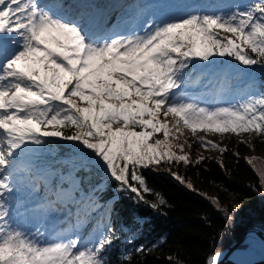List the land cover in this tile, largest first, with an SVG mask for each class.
<instances>
[{
    "label": "snow or ice",
    "instance_id": "snow-or-ice-1",
    "mask_svg": "<svg viewBox=\"0 0 264 264\" xmlns=\"http://www.w3.org/2000/svg\"><path fill=\"white\" fill-rule=\"evenodd\" d=\"M98 9L0 0V264H111L116 198L158 211L166 201L145 170L190 163L170 150V134L186 128L213 149L198 131L264 139V90L251 76L264 69V0H136L115 18ZM64 144L71 158L49 162ZM105 182L116 196L106 198ZM211 203L228 220L241 207ZM132 254L118 259L131 264Z\"/></svg>",
    "mask_w": 264,
    "mask_h": 264
},
{
    "label": "trees",
    "instance_id": "trees-1",
    "mask_svg": "<svg viewBox=\"0 0 264 264\" xmlns=\"http://www.w3.org/2000/svg\"><path fill=\"white\" fill-rule=\"evenodd\" d=\"M197 137H200L199 133ZM253 141L257 151H264V139L259 143ZM170 142L180 145L177 136L172 139L171 134ZM241 146L240 143L236 144L231 151H238ZM170 150L179 156L173 149ZM181 150L187 155L189 164L165 163L159 171L144 172L149 187L166 201L160 210H153L144 204L136 205L124 199L123 194L116 198L113 215L119 222L117 233L120 240L115 242L109 252L111 264H122L118 257L125 248L133 253L131 264H205L210 255L219 253L239 240L247 228L253 227L264 234V190L260 187L256 171L264 169V159L251 156L249 158L255 159L250 165L236 163L226 153L216 158L205 153L197 141L185 143ZM71 155V149L64 144L51 147L47 159L49 162L67 160ZM201 157L204 159L195 163ZM169 171L181 175L185 184L176 181ZM92 178L103 179V176L93 174ZM223 180L232 186L236 194L234 198L227 200L219 193V189L217 196L210 199L199 195L202 189L208 191L217 188ZM187 183H191L193 188H187ZM105 187L106 198L116 196L114 186L105 182ZM212 198H218L220 206L228 208L229 212L233 205L239 204L241 207L228 220L221 211L216 210L211 203ZM146 199L154 201L155 195H147ZM137 220L140 224L136 223ZM122 228L125 231L122 232ZM128 229L137 236L132 245L126 246L124 240ZM141 245L148 251L135 253L134 249Z\"/></svg>",
    "mask_w": 264,
    "mask_h": 264
},
{
    "label": "rangeland",
    "instance_id": "rangeland-1",
    "mask_svg": "<svg viewBox=\"0 0 264 264\" xmlns=\"http://www.w3.org/2000/svg\"><path fill=\"white\" fill-rule=\"evenodd\" d=\"M241 2H244V0H241ZM94 7V6H93ZM113 8L110 6L108 9H105V12L111 11ZM104 12V13H105ZM264 74L263 69H254L252 71L251 76L255 78L256 83L261 85L262 90H264V77L262 75ZM238 75L240 76L241 80H244L247 82L248 73L245 70H240ZM240 87H244V83H240ZM197 94H199L202 91H205L203 89H195L193 90ZM174 131V130H173ZM182 132V134H181ZM181 132H175L178 142L180 145H185V143H193L197 140L193 139L194 137L191 135L190 131L186 128L181 129ZM197 133L200 134V137H203L206 141H210L212 144L217 145V148L213 149L211 146L204 147L201 146V148L204 150L205 153H207L209 156H213L216 158H220L222 155V152L219 150L221 148L225 149L223 153L228 154V156L234 160L236 163L241 162L243 164H248L247 159L251 156H257L264 159V151H257L256 147L254 146V141L256 140L257 143L261 142L262 138H255L251 139L247 133L241 134V135H233L225 133L223 135L221 134H213V133H207L205 134L202 131H198ZM251 139V144L241 143V141H248ZM198 142V141H197ZM242 144L241 148L238 151H231L232 148L235 149L236 144ZM201 145V144H200ZM170 148L173 149L175 152H177L180 155H185V153L181 150V148L177 145H174L172 142H170ZM217 188H214L212 190L206 191L205 189H202L203 191H199V195L201 197H204L206 199H210V197H216L217 192L219 189V193H222L227 200H230L231 198H234L236 196L235 192L232 189V186L229 184L227 180L221 181L217 186ZM113 225L117 229V232L119 230V222L117 218L113 215ZM64 225H61L63 227ZM137 234H135L136 238ZM160 242V241H159ZM158 244V243H157Z\"/></svg>",
    "mask_w": 264,
    "mask_h": 264
},
{
    "label": "bare ground",
    "instance_id": "bare-ground-1",
    "mask_svg": "<svg viewBox=\"0 0 264 264\" xmlns=\"http://www.w3.org/2000/svg\"><path fill=\"white\" fill-rule=\"evenodd\" d=\"M151 2V0H148ZM264 254V240L261 238H249L242 247L235 249L226 258L224 264H252L256 258ZM221 254L219 256V260Z\"/></svg>",
    "mask_w": 264,
    "mask_h": 264
},
{
    "label": "water",
    "instance_id": "water-1",
    "mask_svg": "<svg viewBox=\"0 0 264 264\" xmlns=\"http://www.w3.org/2000/svg\"><path fill=\"white\" fill-rule=\"evenodd\" d=\"M249 238H261L264 240V234L262 232L256 230L253 227L247 228L239 240H237L236 242H233L227 248H225L224 250L219 252L221 254L219 264H224L226 258L230 255V253L233 252L235 249L244 245L245 240L249 239ZM262 263H264V254L258 256L252 264H262ZM205 264H206V262H205Z\"/></svg>",
    "mask_w": 264,
    "mask_h": 264
}]
</instances>
